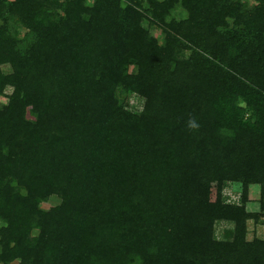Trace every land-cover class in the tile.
Instances as JSON below:
<instances>
[{"label":"trees","instance_id":"trees-1","mask_svg":"<svg viewBox=\"0 0 264 264\" xmlns=\"http://www.w3.org/2000/svg\"><path fill=\"white\" fill-rule=\"evenodd\" d=\"M262 217L264 0H0V264H264Z\"/></svg>","mask_w":264,"mask_h":264},{"label":"rangeland","instance_id":"rangeland-1","mask_svg":"<svg viewBox=\"0 0 264 264\" xmlns=\"http://www.w3.org/2000/svg\"><path fill=\"white\" fill-rule=\"evenodd\" d=\"M173 16L176 19H181L186 16L185 12L181 9L176 10L173 13ZM152 33L157 37V39L162 43L163 36L162 32L159 28H156L155 26L151 27ZM9 92V90H8ZM121 96V101L127 103V107L134 111V112H140L143 107L144 101L137 95L134 94H127L126 98L123 95ZM7 101L6 99H2V102ZM241 189L240 186L237 185H228L225 187L224 190V197L226 203H239L240 200V194ZM250 203L248 204V211L250 212H258L260 208V199H261V192H260V186L253 185L250 187ZM54 203H48L44 205V208L48 209L51 207ZM232 231V225L228 223H219L216 227V235L218 238L223 239L226 237H229L231 235ZM255 237L257 238H264V217L260 219L258 223H255L253 220H250L248 222V240H252ZM17 264V262L13 263Z\"/></svg>","mask_w":264,"mask_h":264}]
</instances>
